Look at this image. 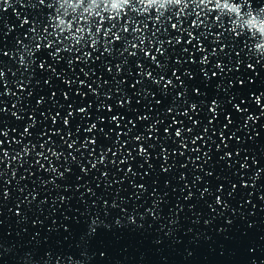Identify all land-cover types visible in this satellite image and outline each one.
I'll return each instance as SVG.
<instances>
[{"label":"water","instance_id":"water-1","mask_svg":"<svg viewBox=\"0 0 264 264\" xmlns=\"http://www.w3.org/2000/svg\"><path fill=\"white\" fill-rule=\"evenodd\" d=\"M112 5L0 0V264H264V0Z\"/></svg>","mask_w":264,"mask_h":264},{"label":"clouds","instance_id":"clouds-1","mask_svg":"<svg viewBox=\"0 0 264 264\" xmlns=\"http://www.w3.org/2000/svg\"><path fill=\"white\" fill-rule=\"evenodd\" d=\"M127 2H128V0H113V4H121V3H127ZM153 2H154V0H147V3H149V4H151ZM177 2H179V0H177ZM224 6L230 8L233 11H238V9H239V6L234 5V4L230 5V4H227L226 2L224 4ZM252 22L255 23V20H253ZM258 27L260 28L261 31H264V22H261L258 25ZM258 101H259V98H258ZM177 135L178 136L180 135L179 130L177 131Z\"/></svg>","mask_w":264,"mask_h":264},{"label":"snow or ice","instance_id":"snow-or-ice-1","mask_svg":"<svg viewBox=\"0 0 264 264\" xmlns=\"http://www.w3.org/2000/svg\"><path fill=\"white\" fill-rule=\"evenodd\" d=\"M112 6H113L114 8H118V7H121V6H123V5H122V3H121V4H113Z\"/></svg>","mask_w":264,"mask_h":264}]
</instances>
